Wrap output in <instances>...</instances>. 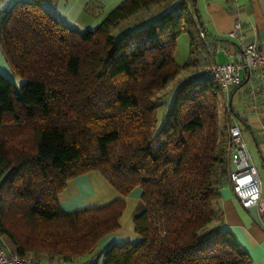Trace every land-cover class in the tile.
Returning a JSON list of instances; mask_svg holds the SVG:
<instances>
[{"label":"trees","instance_id":"1","mask_svg":"<svg viewBox=\"0 0 264 264\" xmlns=\"http://www.w3.org/2000/svg\"><path fill=\"white\" fill-rule=\"evenodd\" d=\"M165 3L159 16L114 35ZM182 34L190 54L178 65ZM209 39L194 0H124L84 32L60 24L40 0L0 13L2 54L24 81L16 87L0 75V235L12 251L71 264L118 231L120 199L73 211L58 205L69 180L97 172L121 196L139 188L144 205L133 220L138 240L111 245L102 264H251L218 206L231 168L219 87L194 80L200 69L160 117L155 101Z\"/></svg>","mask_w":264,"mask_h":264},{"label":"crops","instance_id":"2","mask_svg":"<svg viewBox=\"0 0 264 264\" xmlns=\"http://www.w3.org/2000/svg\"><path fill=\"white\" fill-rule=\"evenodd\" d=\"M17 1L32 0H0V13ZM40 1L42 8L60 24L71 30L84 32L94 30L104 17L124 0ZM194 6L210 38L204 51H199L195 57V68L201 65V62L204 65L211 60L219 63L216 60L217 54L210 55V51L218 48L229 49L235 44V41L228 38V34L236 24L240 25L241 35L245 41H264V0H194ZM146 20L149 21L151 18L148 17ZM0 75L16 87L24 83L8 66L1 48ZM243 77L245 80V75ZM245 85H247L245 96L239 97L234 104L233 95L237 89L233 88L228 103L235 112V120L241 129L250 158L257 169L261 196L264 199V112L251 107L247 98L249 83L246 82ZM116 199L125 203L124 212L119 219L118 231L102 238L94 253L71 264H102L100 255L111 245L135 243L138 238L134 232L133 220L142 213L144 205L139 188L133 189L127 196H121L97 172L86 173L66 183L65 189L58 196V205L64 211L98 208ZM218 206L222 210L225 227L250 257L251 264H264V227L260 222L257 208H242L234 197L229 183L219 190ZM6 243L11 249L10 243L7 241ZM38 262L39 264H64L56 259L51 261L48 258L38 259Z\"/></svg>","mask_w":264,"mask_h":264},{"label":"built area","instance_id":"3","mask_svg":"<svg viewBox=\"0 0 264 264\" xmlns=\"http://www.w3.org/2000/svg\"><path fill=\"white\" fill-rule=\"evenodd\" d=\"M199 36L201 39L205 38L202 31H199ZM228 38L235 41L231 48L210 51V55L222 52L227 62L217 63L211 60L194 76V80L205 77L213 79L220 89L221 99L228 103L231 90L244 80L242 74L245 77L248 74L249 104L253 109L264 112V41H245L239 24L234 25ZM229 117L231 121L227 133L231 168L228 183L242 208H257L260 222L264 227V199L261 196L257 169L250 158L238 123L232 114ZM0 264H39V262L31 257L18 256L0 235Z\"/></svg>","mask_w":264,"mask_h":264},{"label":"rangeland","instance_id":"4","mask_svg":"<svg viewBox=\"0 0 264 264\" xmlns=\"http://www.w3.org/2000/svg\"><path fill=\"white\" fill-rule=\"evenodd\" d=\"M169 6L167 3L162 4L160 6H153L150 10L143 12V14H140L135 20H130L126 22L125 24H122L119 29L115 30L113 33L115 36H118L122 31L127 30L133 26V24L137 23L141 19H148L150 17L151 19L155 16H159L166 8ZM201 39V38H200ZM219 53V52H218ZM216 53L217 58L216 60L219 63H225L227 61V58L222 53ZM190 54V46H189V37L187 34H182L178 37L176 40V46H175V53H174V61L178 65H183L186 63L189 59ZM208 64V63H207ZM206 64V65H207ZM206 65L202 64L198 67H192L189 70L183 71L178 75L172 82H170L162 91H160L157 94V97L155 99L156 103L161 106L159 112V117L163 113V110H165L167 107H169L171 99L175 92L178 90L180 85L188 80L190 77H192L198 70L203 69ZM243 77V74H242ZM247 90V85H243L239 87L236 92L234 93L233 97V103L235 104V101L239 97L245 96V92ZM221 96H218V120L221 126L224 124H227L229 122V103L223 101L220 99ZM9 244V243H8ZM27 257L34 258L38 261V259L47 258L45 254L42 253H35V252H29L27 254Z\"/></svg>","mask_w":264,"mask_h":264},{"label":"water","instance_id":"5","mask_svg":"<svg viewBox=\"0 0 264 264\" xmlns=\"http://www.w3.org/2000/svg\"><path fill=\"white\" fill-rule=\"evenodd\" d=\"M247 80H248V74L246 75L245 80L242 82V85L246 84ZM242 85H241V86H242Z\"/></svg>","mask_w":264,"mask_h":264}]
</instances>
